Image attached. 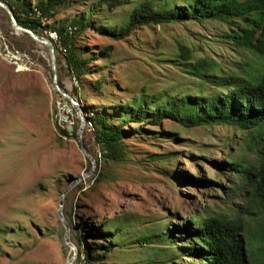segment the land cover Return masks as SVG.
I'll return each instance as SVG.
<instances>
[{
  "label": "rangeland",
  "instance_id": "1",
  "mask_svg": "<svg viewBox=\"0 0 264 264\" xmlns=\"http://www.w3.org/2000/svg\"><path fill=\"white\" fill-rule=\"evenodd\" d=\"M129 1L110 11L99 0H71L54 18L43 20L42 31L51 37L53 27L92 14L93 25L76 33L77 44L89 52L113 47L111 58L103 53L94 62V74L82 88L66 70L62 52L58 75L69 93L80 86L73 97L80 100L76 106L54 88L49 48L17 32L0 10V264H69L73 256L72 264H80L76 233L82 227L107 232L109 221L119 227L116 238L122 245L107 256V264H197L182 249L186 239L174 246L140 240L157 236L169 223L171 229L187 225L191 217L236 220L256 232L264 223L249 180L221 170L234 159H255L251 129L184 128L164 120L159 127L143 124L139 134L127 136L125 160L103 157L86 112L124 104L145 95L144 89L147 100L161 93L169 98L213 92L207 77L196 79L173 61L180 45L194 59H211L229 72L264 68L261 58L225 39L229 25L219 21L140 26L116 40L106 27L122 24L140 0ZM53 40L59 43L57 37ZM101 76L104 89L96 91ZM57 121L67 136L58 131Z\"/></svg>",
  "mask_w": 264,
  "mask_h": 264
},
{
  "label": "trees",
  "instance_id": "2",
  "mask_svg": "<svg viewBox=\"0 0 264 264\" xmlns=\"http://www.w3.org/2000/svg\"><path fill=\"white\" fill-rule=\"evenodd\" d=\"M0 1L12 8L20 25L39 35H44L43 20L54 18L60 7L71 3V0H36L33 5V0ZM128 3L131 2L99 0V4L110 11ZM136 3L122 24L106 27V32L116 40L126 39L140 26L219 21L229 25L225 39L235 49L249 51L264 62V0H140ZM89 16L81 17L67 27H53L59 43L48 36L55 44L58 64L64 51L66 70L81 88L87 86L85 82L94 74L91 70L94 62L103 53L106 58H111L113 50V47H107L101 52H89L86 47L77 44L76 33L93 25L92 14ZM173 61L196 79L207 77L214 87L213 92L205 95L200 91L169 98L161 93L147 100L148 94L144 89L145 95L124 104L102 106L86 112L87 120L93 128L95 143L103 157L112 161L125 160L127 148L124 141L127 136L135 132L139 134L143 124L159 127L164 120L175 121L184 128L227 125L251 129L250 138L256 142L253 150L255 159L251 162L234 159L231 163H223L221 170L230 175H243L249 180L253 185L256 206L264 212V68L258 72L244 68V74L229 72L222 64L211 59H194L192 51L185 45L179 46ZM59 83L65 88L60 77ZM104 83L105 78L101 76V83L95 85V90L103 91ZM79 89L80 86L73 89L70 93L72 97L77 98ZM132 123L138 127H131ZM56 127L67 136L58 121ZM206 181L204 186L207 185ZM251 215L259 222L260 216L256 211H252ZM260 225L261 229L256 232L246 229L245 225L236 220L191 217L187 225L174 224L171 229L169 223L160 234L141 239L140 243L151 245L154 242H169L174 246L177 240L186 239L187 245L182 249L198 259L197 264H264V223ZM106 226L109 228L107 232L95 229L91 233L82 227L76 233L78 263L107 264V256L118 244L122 245L116 238L119 227L113 228L111 221ZM97 238L105 243H96Z\"/></svg>",
  "mask_w": 264,
  "mask_h": 264
},
{
  "label": "water",
  "instance_id": "3",
  "mask_svg": "<svg viewBox=\"0 0 264 264\" xmlns=\"http://www.w3.org/2000/svg\"><path fill=\"white\" fill-rule=\"evenodd\" d=\"M0 8L3 9L5 11V13L8 15L12 27L17 32L24 33V34L30 36L37 43L44 45V46H47L49 48L51 67H52V72H53L54 88L62 97L69 100L73 106H76L78 103L74 100V98L72 97V95L68 91H66L64 88L61 87V85L59 83L57 54H56L55 44L53 43V41L45 35L36 34L32 30L25 28L22 25H20V23L17 20L15 13L13 12L12 8L9 5H7L5 2L0 1ZM83 129H84V124H82L80 130L78 131L79 137H81V134L83 133ZM81 146H82L84 153L89 158H91V154L89 153V151L87 150V148L85 147V145L82 142H81ZM66 241L69 245H71V243L69 241L68 231L66 232ZM72 249L75 251L74 247ZM74 259H75V256H73V258L70 260L71 262H69V264H72Z\"/></svg>",
  "mask_w": 264,
  "mask_h": 264
},
{
  "label": "bare ground",
  "instance_id": "4",
  "mask_svg": "<svg viewBox=\"0 0 264 264\" xmlns=\"http://www.w3.org/2000/svg\"><path fill=\"white\" fill-rule=\"evenodd\" d=\"M53 32V30L50 32V36H52V35H57L55 32L54 33H52ZM49 33V32H48Z\"/></svg>",
  "mask_w": 264,
  "mask_h": 264
},
{
  "label": "built area",
  "instance_id": "5",
  "mask_svg": "<svg viewBox=\"0 0 264 264\" xmlns=\"http://www.w3.org/2000/svg\"><path fill=\"white\" fill-rule=\"evenodd\" d=\"M72 31H74V30H72ZM55 37H57V35H52L50 38L53 39V38H55ZM57 38H58V37H57Z\"/></svg>",
  "mask_w": 264,
  "mask_h": 264
}]
</instances>
